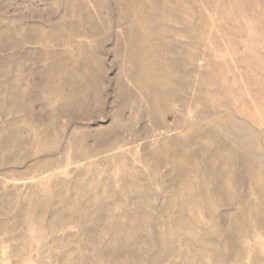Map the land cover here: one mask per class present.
I'll use <instances>...</instances> for the list:
<instances>
[{
  "label": "rangeland",
  "instance_id": "obj_1",
  "mask_svg": "<svg viewBox=\"0 0 264 264\" xmlns=\"http://www.w3.org/2000/svg\"><path fill=\"white\" fill-rule=\"evenodd\" d=\"M0 264H264V0H0Z\"/></svg>",
  "mask_w": 264,
  "mask_h": 264
}]
</instances>
